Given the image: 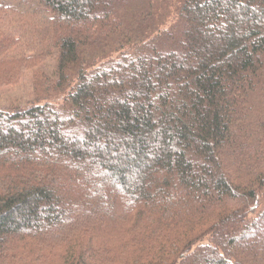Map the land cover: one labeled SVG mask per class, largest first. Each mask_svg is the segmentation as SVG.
<instances>
[{
	"label": "trees",
	"instance_id": "16d2710c",
	"mask_svg": "<svg viewBox=\"0 0 264 264\" xmlns=\"http://www.w3.org/2000/svg\"><path fill=\"white\" fill-rule=\"evenodd\" d=\"M171 6L0 0V264H264V0Z\"/></svg>",
	"mask_w": 264,
	"mask_h": 264
},
{
	"label": "rangeland",
	"instance_id": "374dc122",
	"mask_svg": "<svg viewBox=\"0 0 264 264\" xmlns=\"http://www.w3.org/2000/svg\"><path fill=\"white\" fill-rule=\"evenodd\" d=\"M175 2L176 0H165V3L169 4L170 7H172L171 5H173V3ZM37 11L40 12V10H37ZM12 93H8L7 95L16 96L12 100H17L18 102L22 99V97H25V95L23 96V92H20V90L15 91L13 94Z\"/></svg>",
	"mask_w": 264,
	"mask_h": 264
}]
</instances>
